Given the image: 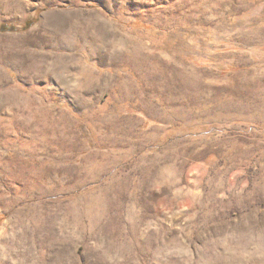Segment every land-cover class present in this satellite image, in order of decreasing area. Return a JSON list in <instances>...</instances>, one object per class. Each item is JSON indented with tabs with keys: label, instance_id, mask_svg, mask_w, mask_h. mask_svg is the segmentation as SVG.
<instances>
[{
	"label": "rangeland",
	"instance_id": "rangeland-1",
	"mask_svg": "<svg viewBox=\"0 0 264 264\" xmlns=\"http://www.w3.org/2000/svg\"><path fill=\"white\" fill-rule=\"evenodd\" d=\"M0 264H264V0H0Z\"/></svg>",
	"mask_w": 264,
	"mask_h": 264
},
{
	"label": "trees",
	"instance_id": "trees-1",
	"mask_svg": "<svg viewBox=\"0 0 264 264\" xmlns=\"http://www.w3.org/2000/svg\"><path fill=\"white\" fill-rule=\"evenodd\" d=\"M29 26H30V23H28V24L26 23V24L24 25L25 28H28ZM3 29H5V28H3Z\"/></svg>",
	"mask_w": 264,
	"mask_h": 264
}]
</instances>
